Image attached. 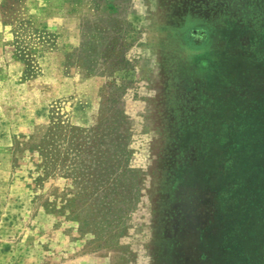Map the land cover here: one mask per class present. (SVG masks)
<instances>
[{"label":"rangeland","instance_id":"obj_1","mask_svg":"<svg viewBox=\"0 0 264 264\" xmlns=\"http://www.w3.org/2000/svg\"><path fill=\"white\" fill-rule=\"evenodd\" d=\"M57 111L107 134L106 176L34 181ZM0 264H264V0H0Z\"/></svg>","mask_w":264,"mask_h":264},{"label":"trees","instance_id":"obj_2","mask_svg":"<svg viewBox=\"0 0 264 264\" xmlns=\"http://www.w3.org/2000/svg\"><path fill=\"white\" fill-rule=\"evenodd\" d=\"M18 1L20 0H7L9 8ZM50 40L46 32L30 31L24 24L14 31L11 43L13 56L24 62L27 75L36 74L39 69L34 60L35 46L40 43L48 44ZM187 41L190 48L199 50L207 41V31L200 27L192 28L188 33ZM105 141L107 134H100L95 129L75 126L64 114L53 112L41 138L25 148V151L36 159L35 167L40 171L34 181L41 183L48 178L58 177L65 180L71 178L75 183L81 184V181L93 176L92 165L99 168L101 176H106L110 168L108 166L112 163L111 157L115 155L110 154L109 146L106 147ZM124 151L122 158L125 155ZM118 157L116 156L115 161H118L121 167L122 160ZM124 172L134 181L138 180L140 175L138 171L129 167ZM122 175H119L121 196L127 193L129 195L131 192L134 194L131 198L124 196L121 198L126 206H135L139 201L140 187L138 188L136 183L133 184L132 179Z\"/></svg>","mask_w":264,"mask_h":264}]
</instances>
